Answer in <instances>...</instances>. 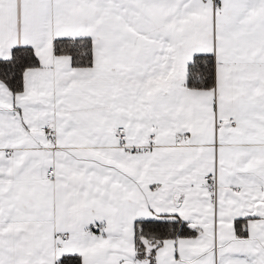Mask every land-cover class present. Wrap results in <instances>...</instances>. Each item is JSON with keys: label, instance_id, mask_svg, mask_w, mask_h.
Listing matches in <instances>:
<instances>
[{"label": "snow or ice", "instance_id": "6c2138e0", "mask_svg": "<svg viewBox=\"0 0 264 264\" xmlns=\"http://www.w3.org/2000/svg\"><path fill=\"white\" fill-rule=\"evenodd\" d=\"M0 264H264V0H0Z\"/></svg>", "mask_w": 264, "mask_h": 264}]
</instances>
